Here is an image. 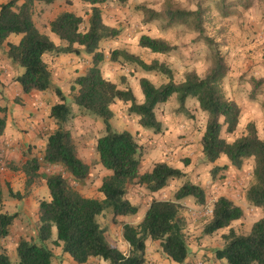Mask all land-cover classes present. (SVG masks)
<instances>
[{
    "label": "trees",
    "instance_id": "trees-1",
    "mask_svg": "<svg viewBox=\"0 0 264 264\" xmlns=\"http://www.w3.org/2000/svg\"><path fill=\"white\" fill-rule=\"evenodd\" d=\"M8 0L0 5V48L10 35H20L16 44L6 43L5 55L10 63L23 69L15 81L22 94L33 91L46 92L52 85V76L43 60L45 54L92 56L91 66L84 74L76 77L69 90L70 99L78 109L87 115H93L102 121L104 134L95 143L98 164L110 175L101 181L98 191L102 198L83 197L77 186H83L89 177V166L76 153L71 133L64 124L70 115L67 98L62 91L54 88L57 103L49 110V117L56 128L47 135L38 156L28 157L21 166L26 176L25 188L35 181L43 180L48 198L38 204L39 226L35 240L19 238L15 252L17 261L12 262L5 251L3 242L11 234V228L17 214L0 213V264H52L53 253L47 248L55 231L52 245L61 249L76 264H85L89 259H99L108 264H146V242H158L160 252L176 264H184L189 256V247L185 237V220L179 203L186 198H193L195 204L202 205L205 193L201 186L185 181L174 193L173 200L152 199L147 210L136 226L122 225V238L127 245L123 254L105 239V231L97 218L105 212L118 217L132 216L137 207L127 199L130 184H137L149 193H156L165 188L170 180L181 179L185 174L165 162L153 165L152 169L139 173L140 147L134 136L128 131H117L111 124L113 118L111 106L116 102L129 104L128 114L138 118V125L155 134L160 133L161 123L155 115V108L166 103L172 96L177 102V113H185L187 98L195 100L197 109L206 114V120L200 138L201 153L210 164L221 157L234 168H241L243 161L252 159L254 166L252 182L245 193V200L255 208L262 210V217L254 222L246 234H238L231 224L243 216L242 209L226 197H218L208 221L202 228V235L210 236L220 230L228 229L221 238L223 246L215 250L217 260L226 264H264V140L260 139L255 125L248 123L245 132L231 142H227L221 132L232 135L238 126L240 108L229 100L223 90L222 81L228 71L219 46L212 39L205 37L209 47L215 48L212 66L204 77L194 71H188L180 82L173 79L172 70L157 60L144 62L138 56L126 51H113L111 61L122 58L135 64L144 72H156L163 75L167 82L155 86L149 79L138 81L142 102L138 103L128 88L119 89L116 84L105 79L100 72L104 61L97 52L99 44L107 39H114L118 31L106 26L101 18L98 5L107 0H81L91 8V13L84 23L83 19L71 12H60L50 21V33L55 35L64 46H56L45 34L41 33L33 21L35 3L52 5L57 0ZM124 4L129 0H116ZM145 24L161 16L169 21L183 20L190 22L192 29L203 34V8L197 5L194 11L166 9L163 14L153 9L142 7ZM139 47L154 54H169L174 47L161 38L140 36ZM262 81L251 80V96ZM4 109H0V113ZM5 116L0 117V135L5 128ZM49 167L59 168V172H49ZM218 169L214 168V174ZM10 197L21 198L20 193L7 188ZM0 182V204L2 203Z\"/></svg>",
    "mask_w": 264,
    "mask_h": 264
},
{
    "label": "rangeland",
    "instance_id": "rangeland-1",
    "mask_svg": "<svg viewBox=\"0 0 264 264\" xmlns=\"http://www.w3.org/2000/svg\"><path fill=\"white\" fill-rule=\"evenodd\" d=\"M198 4L203 8L202 35L192 29L190 22L179 19L169 21L161 16L151 23L145 24L143 21L142 7L163 14L166 9L194 11ZM97 7L100 9L103 23L118 31V35L114 39L102 41L97 49V52L104 57V61L100 64L102 76L113 78L117 83L116 86L125 85L127 80L135 85L140 77H147L155 86H159L166 83L167 79L156 72H144L135 64L122 58L111 61L110 55L113 51H126L138 56L147 63L151 60L164 63L172 70L175 82H180L179 80L183 79V75L188 71H194L201 78L204 77L212 66L215 50L214 46L209 47L207 45L205 37L217 43L224 61H229L230 67L235 69L238 67L237 69L241 72L251 62L253 63L254 76L261 77L264 72V41L261 43L259 39L261 30L264 28V0H129L124 4H120L116 0H107ZM68 8L72 9L75 15L81 17L84 23H86L91 13L90 6L81 0H61L60 4H54L53 6L38 5L33 10V21L36 28L41 33L52 36L49 30L50 21ZM142 35L161 38L172 45L174 50L166 55L151 53L139 47L138 40ZM20 37V35L12 34L7 40L16 44ZM237 54H244L242 56L243 64H240V60L235 59ZM55 56L58 57L59 55L49 54L45 58V63L52 77H63L61 79L64 82L61 85L63 88L59 89L64 92L62 93L66 96L70 108V115L64 127L71 133L77 156L90 168L87 181L83 186H77L76 189L83 197L100 199L102 195L98 189L102 179L107 176V171L98 164L94 147L96 140L104 134V127L99 118L82 113L72 103L69 90L73 80L84 74L86 69L91 66L92 56L83 53L78 56H68L67 59L61 61H55ZM7 59L4 46L0 48V75L14 80L17 74L21 75L23 73V69L17 65L14 66L12 63L7 64L9 60ZM55 87L57 86L53 83L52 87L46 92L33 91L25 96L26 101L20 97L13 100L14 105L22 108L29 105L32 111L35 108L40 113L44 124L42 133L45 135L53 130L52 123L54 124V122L49 120L51 119L49 117L50 107L53 102H59L54 93ZM126 105L127 103L116 102L111 106L113 118L110 120V124L117 131L125 130L134 136L140 147L139 173L148 171L154 162L161 159H168L170 166L173 167L177 164L188 173L181 179L170 180L165 188L154 194L155 196L137 184L128 185L127 199L138 208L137 213L132 216L119 217L116 221H113L112 215L108 212L100 215L97 221L105 231L106 241L123 254H126L127 245L122 238V225L136 226L139 224L144 209L152 199L173 200L174 193L188 180L201 186L205 193V201L202 205L195 204L193 198L181 200L183 201L181 214L186 224V241L190 251H194L192 257L195 258L200 254L195 252V249L200 248V250H203L198 263L193 262V264L209 263L210 260L215 262V250L223 246L221 236L227 233L229 228L220 230L208 236L205 240L204 235H202V228L210 218L213 203L218 197H226L242 209V218L233 222L230 226L238 234L248 233L252 224L262 217V210L253 207L245 200L246 190L252 182L253 160H244L241 168L236 169L224 157L210 164L199 155L196 137L204 128L206 114L197 110L193 111L195 100L192 98L186 100L185 107L187 111L185 113L176 112L178 105L175 96H172L166 103L156 106L155 115L161 123V131L158 134L150 130H147L146 133L140 131L138 120L134 115L128 114ZM174 107L176 108L173 109ZM6 111L7 108H5V113L1 114L7 115ZM170 115H179V117L181 115V126L185 128V132L190 131L193 134V136L188 137L180 132L177 138L175 136L171 138L174 142H171L169 146L173 148L177 145L175 149L180 153L179 156L176 154L173 159H170L169 155H165L164 150H160L161 147L167 145L163 138L165 126L162 121L170 124L172 122V120H169ZM25 117L28 118L27 116H20L21 119L24 118L22 122ZM244 132L245 128L240 126L232 135L222 131L221 136L227 142H231ZM257 134L260 139L264 140V126L258 127ZM190 138L193 139L190 140ZM40 140L45 139L41 136ZM179 140L183 143L182 145L179 144ZM42 148L41 144L30 142L22 157L38 156ZM186 150L191 151L192 155L185 157L183 152ZM153 151H157L158 155L153 154ZM0 164L3 168L0 171V182L3 191L0 213L17 214L11 228L13 234L5 240L4 246L10 260L16 262V242L19 238L35 240V232L39 226L38 204L41 200L48 198V192L43 180L35 181L30 187L25 188L26 176L20 171L22 166L20 163V166H18L15 162L2 160ZM214 168L218 170L213 174ZM47 171L59 172L60 169L49 167ZM7 188L20 193L21 198L10 197ZM54 239L55 231H53L52 238L46 242L47 248L53 253L54 264H72L60 248L52 245ZM147 248L146 264H169L166 257L160 252L158 242L150 243L148 241ZM100 261L94 260L92 264H108Z\"/></svg>",
    "mask_w": 264,
    "mask_h": 264
},
{
    "label": "crops",
    "instance_id": "crops-1",
    "mask_svg": "<svg viewBox=\"0 0 264 264\" xmlns=\"http://www.w3.org/2000/svg\"><path fill=\"white\" fill-rule=\"evenodd\" d=\"M7 1L8 0H0V5L7 2ZM20 2H22V0ZM60 2H61V0H57L54 4H58V3L60 4ZM54 4L48 5V6H53ZM38 5L39 6H41V5L47 6V5H44L42 3H35L34 8ZM62 12H71V13L75 14L74 11L70 8L64 9ZM45 35L56 46H64L65 45L63 42L59 41L55 35L52 34V36L56 37L57 39L52 37L50 34H45ZM259 39L261 40V43H262V41H264V28L261 30V35H260ZM6 43H11V42L7 40ZM6 43L3 45V47L5 46V50L7 49ZM11 44H13V43H11ZM48 55L49 54H45L43 56L44 61ZM243 55L244 54H237V56L235 58L238 61L240 60V64H243V57H242ZM68 56L70 57V56H74V55H72V54L59 55L58 57L55 56L54 60L55 61H58V60L61 61L63 59H67ZM245 58L248 60V58L246 56H245ZM225 63L227 65V68H229V70H228V74L224 77V79L222 81V90H223L225 96L229 100H233L240 108V118H239V123H238L237 128L238 127L240 128V126H243L245 128V126L248 123H253L255 125L256 130H257L259 126H261V125L264 126V77H263L264 72L262 73L261 77L254 76V74H253L254 70L252 68L253 63H251V62L249 63L250 65L246 66L245 70H243V71L241 70V72H240V70L237 69L238 67L236 69L233 67H230L229 61L225 62ZM7 64H10L9 60H8ZM17 76H18V74H17ZM62 78L63 77H52L53 83H55L58 88H61L62 87L61 85L64 84V82L61 81ZM104 78L113 82L114 84H117L115 82V80H113V78H110V77H104ZM140 78H142V77H140ZM144 78H147V77H144ZM15 79L16 78H14V80H12V78L10 79V77H3V75H0V109H4L2 113H5V108H7V111H6L7 115H4L6 117L5 118V121H6L5 122V128H4L3 133L0 135V161L4 160L7 162H15L18 166H20V164L22 165V163L26 160V158H28V156L24 158V157H22V155L25 152V148H28V145L30 144V142L32 144H34V142H36L37 144H41V146H44V144L46 142L47 135L42 133L44 130V124L42 123L43 118H42V116H40V113L37 112L35 108H33V111H32V108L29 105L23 106V108H22L18 105L13 104V100L16 97H20V98H22V100L26 101L25 96L28 95V94H22L21 88H20L19 84L15 81ZM139 79H138V81H139ZM181 79L179 81H182ZM253 79L262 81L260 88L258 90H256L255 96H251V90H252L251 80H253ZM138 81L135 85H132L131 82L129 80H127L125 85H122L120 87L117 86V87L119 89H122V90L126 89V88L130 89L132 91L136 101L138 103H140L143 100V95L141 93L140 87H138L139 86ZM31 93H29V94H31ZM53 104H55V103L53 102ZM128 106H129V104L126 105V108H128ZM176 107H174L173 109H175ZM195 110L199 111L197 109L196 104L193 107V111H195ZM1 116H3V114L0 113V117ZM20 116H27L28 118L26 119V117H25V120L22 122V119H24V118L21 119ZM170 116L171 117H169V120H172V122L170 124H167V123L162 121V123L165 126V131H164L165 133L163 135V138H164V141L167 142V145L161 147L160 150H164L163 152L165 153V155H169V158L173 159L174 156H176V154H177V156H179L180 153H178V150L176 151V149H175V147L177 145L173 148H171L169 146L171 142H174L171 138H173L174 136L177 138V136L180 132L183 134H186L188 137L193 136V134L190 131L185 132V128H183L181 126V124H180V122L182 121V119L180 118L181 115H180V117H179V115L178 116L170 115ZM14 118H17V119L13 120ZM49 120H50V122H52V119H49ZM136 120H138L137 117H136ZM52 128H53V130L56 128V126L53 123H52ZM138 128L142 132H145V133L148 132L147 130L142 129L141 127H138ZM41 136L45 140H40ZM201 136H202V132H199L196 139L198 140L197 148L200 152L199 155L203 158V155L201 153V146H200ZM192 139L190 138V140H192ZM183 140H187V139H183ZM179 144L182 145L183 143H181V141L179 140ZM169 151H171V152L169 153ZM160 152L163 153L162 151H160ZM183 153H184L185 157L186 156L189 157L190 155H192L191 151H189V150H186ZM153 154H155L157 156L158 152L153 151ZM167 160L168 159L157 160L156 162H154V164L159 163V162H165L166 164L169 165V162ZM153 165L151 166V168L149 170L152 169ZM173 167L181 169V171L184 174L188 173V171H184L183 168L177 164H175ZM107 175H110L109 171H107ZM2 194H3V191H2ZM154 194L155 193H152L153 196H155ZM155 199L161 200L159 198H155ZM187 201L191 202L189 199H187ZM182 202L183 201H180L179 203L183 206ZM147 207H148V205L146 206V208L143 211L142 218H143V216L147 210ZM12 234L13 233H12V229H11L10 235H12ZM207 237L208 236H204V240ZM7 239L8 238H6L5 240H7ZM5 240H4V242H5ZM148 241L150 243L152 242L151 240H148ZM148 241L146 242V256H147V252H148V250H147L148 249L147 248ZM4 242H3V245H4ZM4 248H5V246H4ZM192 252H194V251L192 250L189 252V256L185 260L184 264H193V262L198 263L199 258L203 254V250H200V248H197V249H195V252H199L200 254L198 256H196L195 258H193ZM66 258L72 264H76L75 262H73V260L68 255ZM94 260H99V259H89L85 264H92V261H94ZM102 262H104V261H102ZM167 262L169 264H176V263H174L168 259H167ZM52 264H54L53 261H52ZM199 264H226V263L223 260H217L215 257V262L210 260L209 263L205 262V263H199Z\"/></svg>",
    "mask_w": 264,
    "mask_h": 264
},
{
    "label": "built area",
    "instance_id": "built-area-1",
    "mask_svg": "<svg viewBox=\"0 0 264 264\" xmlns=\"http://www.w3.org/2000/svg\"><path fill=\"white\" fill-rule=\"evenodd\" d=\"M3 170V168H2V166H1V164H0V171H2Z\"/></svg>",
    "mask_w": 264,
    "mask_h": 264
}]
</instances>
